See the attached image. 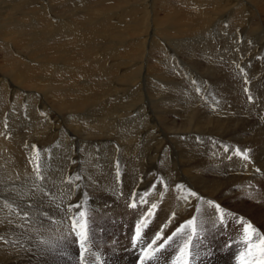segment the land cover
<instances>
[{
    "label": "bare ground",
    "instance_id": "obj_1",
    "mask_svg": "<svg viewBox=\"0 0 264 264\" xmlns=\"http://www.w3.org/2000/svg\"><path fill=\"white\" fill-rule=\"evenodd\" d=\"M93 1H94V3H93L94 9L92 11L94 13H96V15L101 14L102 12L105 11L104 16L101 19L99 18V20L96 19L97 21H92V25H94L93 28H91L92 27L91 24H90L91 25L90 28L89 27L85 28L82 25V24H85L83 21L86 20L88 22L89 20H91L90 18L93 17V16H91L92 11L90 12V10L92 9L90 3ZM133 1H135V3ZM77 2H79L81 4V6L84 8H86L85 5H87V6L89 5L91 7V9L90 8H89L90 10L85 9V11H83V14H81L78 17H74L73 20H65V21L63 20V21L56 23L55 26L60 31V35H58V36H60L59 39L58 40L57 39L56 40L48 39L47 40L48 46L44 45V47L46 49H51L53 54L58 53L59 51L61 52V50L63 51V48L65 49L66 47H69L71 45L73 46L74 51H75L74 54L72 55L69 52V54H71L72 56L68 55V58L66 59V61H64L65 64L62 67H57V66L51 65L52 66V67H50L51 70H49V66L45 65L46 70L45 69L39 70L38 64H36V63L32 64V62H31V64L28 63V64H25V66L23 65V69L22 68L18 69L19 68L18 64L12 65V63L8 64V63L0 62V67L3 70H7L9 73L12 74L11 80H6L4 78L0 79V109H2L4 104L7 103V105H8V103H9V104H12V107H13L12 110L14 111L15 110L14 106L20 104L21 100L24 98H26L25 99L26 101L23 100V102H25L26 105L23 103L24 104L23 106H26V107L29 106L30 109L31 108L33 109L35 107V105L37 104V102H39V98H40L39 95H43L44 98H45V96H47V97L49 96L48 98L54 104V107H56V109H57L56 110L58 113L57 116L61 117V114L64 113V111H67L70 116L72 115L74 117L77 115V112L79 115H83L85 112L89 113L90 111H92V110L86 108L87 104L89 102L94 101V100L95 101L100 100L102 98L101 96H103L104 98H107L109 95L117 96L114 94H117V93L121 94L118 97H115V98L113 97L116 100L118 99L117 101H115V104H112L114 102H111L110 100L109 101L107 100V101H108V103L111 102V103H109L111 105L103 103V106H104L103 110L106 112L105 113H103V111H102V113L100 112V114L97 116V120L95 121L94 124H92L90 122L91 123L90 126L84 127L82 129H80L81 126L78 127L79 124H76L74 126H72V125L70 126V128L72 130L80 129L81 130L80 134L82 131H86V132H84L83 136H81L79 134V136H81V137H79L78 135H75L72 133H71L72 135H70V134L62 135V132H61L59 140H58V144H59V146L61 145V148H58L56 145L52 146V148L49 150L50 154L46 153L45 151H42V150L39 151L40 152V154H39V153L31 152V151H28L25 149L24 150L26 151V153H24V151H21V148L19 146L11 143L10 142L11 140H8V139L6 140V138H4V136H2L1 132H2V126L3 125L0 122V147H2V146L4 147V148L0 149V166L1 167L3 166L2 171L4 173L7 172V174L5 173L6 175L14 176V177H15L14 171H16V173L18 174V176H16V177L21 176L20 178H21V181H23V182L26 179L25 178L26 175H28L32 179V181L33 180H34V182L37 181L36 184H34V187L32 186L33 190L31 193L36 198L35 199V202L37 204L36 208L40 207V209H42L44 207L45 209L42 211H45L47 206L52 207V205L55 206L58 203L57 204L58 207H56V208H57L58 213H60L59 216H57V215H56L57 217L52 216V218H49V219H46L45 216L43 217L44 222L43 221L42 222L44 224H42V225L47 226L48 229H47V231L45 230L46 232L44 233L43 243L41 246L39 245L40 248H38L39 246H37V244L33 243L34 246L31 245L32 247H34L31 250L32 253L29 254V257L31 259V264H134V261L136 259L132 255L133 253L131 251H135V252L137 251L138 252L137 255H139L140 264H184L185 259H188L189 264H242L243 260H246L248 257V255H242V254L247 253L249 251V248L243 249L241 251H236L235 248H233V247H232L233 249H230L228 247H226V249H224V246L220 242H218L216 246L215 245H213V246L209 245V247L206 248V246H203V244L201 242H199V244L196 243V244H198L199 248L198 249L195 248V252L193 251L194 248L192 249L193 244L190 245V251H191L190 257H186L182 252H181L182 256L180 257V250L176 249L174 247V244L178 243V242L179 243L183 242V244H184L183 249H184L186 245H188L189 243H192L194 241V235H195L194 232L197 229L193 232V230H191L192 224H188V221L193 220V217L195 214V213H193V210L195 209L194 207L201 206L204 208L205 207L204 205L208 204L206 206L208 208V206L210 204V203H208L209 201L217 202L216 204H218V202L219 201L222 202L224 198L230 199V198H232V196L234 194L241 193L244 190L246 191V189H249L251 187V185H253V184H254V187H256V188H257V186H255L256 184L257 185L259 184V186H261L262 181H260V180L262 178H264V169L259 168L260 166H258L257 163L258 162L260 163V161H261L260 158L258 157V155H261V154L264 155V142L263 141H262V143L260 142V145L258 143L259 150H261V151L258 150V151L253 152V150L248 149V146H250L251 143L254 144L255 142L260 141V140H258L259 137H261V136L264 137V120H261V119H259L258 121L250 120V121H253L252 124L257 125L255 127L254 132L251 135L244 134V133L240 132L241 134L239 133L240 136H239L238 140L240 143L243 144V146L240 149H235L236 152L235 151L234 152L229 151L230 156L233 155L236 159L235 161L238 162V164L236 163V168H234L235 173H232V168L229 165V163L225 164V161H224V163H221L222 160L220 163H216L215 159L217 157L215 156V154L217 153V151H214V150L213 151L206 150V151H204L205 153H202V154L197 153L195 155H191V154H186L187 152L185 153V152L179 151L177 149H172V150L170 149V152H172L173 155H172V159H170L171 165L169 166V164H170L169 156H168L169 155L168 154L169 149L168 150L164 149L162 151L158 150V146L164 142V139H168L170 141V143L172 144L171 145L172 148H174L175 146L177 147V145L179 143V140H177V139H179L177 137L180 136L179 133H181L183 131L188 132L191 130V128L193 130L197 131L199 129V125H202L205 127L203 130L210 131L212 129V130H214V132H216L215 130L222 129L224 126L229 125L230 123H228V122H230L232 120H230V119L220 120L221 118L220 119H212V117L209 115H199L198 114L199 110L197 111V110L193 109V107L191 108V105H189L187 103L186 104L189 108L186 105H184V106L179 105V107L178 106L176 107V105H178L179 103L178 104L176 103L175 98L172 101L173 103H171L172 98L170 97V100L167 101V99L165 100V97H164L165 95L163 97L161 96L160 99H154L153 97H157V96L162 94L161 92H163V91H161L162 89H159V88L156 89V87H155V89L154 88L152 89L151 87H149L150 91H148L147 89H144L145 95L140 91H141V83L143 81L144 76L147 75L149 73V71H153V72L156 71V70H151V69H153V66H151L148 58L150 56H153L154 53L156 51H158L157 50L158 47L162 48V52L160 54H164L165 48H166V50L168 48V46H166L167 43H165V42H168L170 39H179V38L185 37L188 34L196 33L197 27L202 26V23L206 22V19L208 20L209 19L208 17L210 15H212L211 13H213V12H217L216 14H220L218 11H222V10H225L228 8L229 9L235 8L233 10V12H230L231 14L233 13L232 16L230 14V16L232 18L231 21H233V23H232L233 26L237 25L240 22L242 23V18L243 19L245 18V21H249V23L253 21V24H255L254 26H257L256 31H254V32H257V30H258V31H262V33L264 34V29H263L264 25H262L264 22V17L261 18L262 15L264 16V0H251V1L250 0H97V1L91 0V2H89L88 0H80V1L74 0L73 4L77 3ZM130 2H133V4ZM246 2L249 5V7L243 6L242 3H246ZM1 3L3 4L4 2H1ZM87 3H89V4H87ZM122 3H126L125 5L128 4V9L126 11H125V9H122L123 7L121 9L119 8V11H117V10L113 11L114 8L118 7ZM181 6L191 7V9L194 8L196 10V12L194 14L192 13L191 15L185 16L184 12H182ZM125 7L127 8V6H125ZM158 9L162 10V12H164V14L162 13L163 16L157 15V13H159V12H156ZM0 10H2V9H0ZM186 11H187V9H186ZM226 11H228V10H226ZM226 11H225V13H226ZM97 12H101V13L97 14ZM187 14H189V13H187ZM34 15L36 17V20L34 22L35 23L34 28L40 27L41 29L46 30V28L50 27V23L52 22L53 18L51 16H49V14H46L44 11H42V12L35 11ZM5 16L6 15H4V17ZM23 18L25 19V17H23ZM54 20L52 23H54ZM4 23L5 24L1 23V26H0V41L2 38L4 40H7V41L10 38L13 41H15V45L20 46V47H26V45H28V44H23V41H27V40L33 41L34 40V35H32L33 36L32 39H30L31 37L26 38V36H24V35H27V33L23 29L25 26V23L23 21L15 19L12 22V25H10V26L8 24H11V21L4 22ZM89 23H91V22H89ZM241 26H240V28L242 29L244 26L243 27H241ZM53 27H54V25H53ZM29 29L30 28H27L26 30H29ZM37 29L39 30V28H37ZM49 30H51V29L49 28ZM119 30H121V31L118 32ZM250 31H252V30H250ZM42 32H43V30L36 31L35 35L42 33ZM52 32H54V31L52 30ZM29 33H31V32H29ZM106 34H109V35H106ZM122 34L129 36V41L120 43L119 47L116 48L114 51H112V50L106 51L105 53H103L101 58L99 57V59L93 60L94 62L92 61V63L90 65H89V63L87 66L83 64L85 61H88V60L90 61L89 56L91 54H94V52L98 48V47L96 48V42H95L96 38L98 39V37L99 38L101 37V39L102 38L104 39V37H110V36L115 37L117 35H122ZM160 34H162V35L164 34V36L162 37ZM155 35L160 40L165 41L164 44H163V42H162V44H160L161 42L157 41V39L156 40L153 39L154 37L156 38ZM28 36H31V35H28ZM55 38H53V39H55ZM187 38H188V36H187ZM193 39H194V36H193ZM3 42L5 43V41H3ZM1 44H3V43H0V45ZM33 45H34V43H33ZM4 47H5L4 45L0 46V51L3 50L2 48H4ZM12 47H14V48H8V46H7L8 49L5 48V50H6L5 52L7 54V55L5 54V56L9 57V54H10V55H12V57L17 56L19 58L21 55L20 52L18 51L19 47L17 48L16 46H13V45H12ZM106 47H107V45H106ZM154 50H155V52H154ZM212 50H213V47H212L211 51ZM43 53H45V52H43ZM45 54L47 55V52ZM108 55L110 57H112L113 64L110 62L112 66H110L109 69L101 70L100 66L102 63H104V59ZM247 55H249V54H247ZM124 56H125V58H124ZM44 57H45V55H44ZM153 57H155V56H153ZM106 58H109V57H106ZM45 60H46V57H45ZM109 60H111V58ZM153 60L151 59V61H153ZM160 62H162V61H160ZM213 63H214V61H213ZM120 66L124 67V70H118V68H120ZM160 66H163V64ZM47 67H48V69H47ZM160 69H159V71H160L159 73H161L162 75L165 74L163 72V70H160ZM46 71H48L49 73L48 74L44 73ZM210 75L214 76V74L212 72L210 73ZM82 76L83 77L85 76V78L87 77L89 79L86 80L84 78V80H86V81H78V79H80V77H82ZM166 76L168 77L167 74H165V76H163V77L166 78ZM0 77H2V76H0ZM221 78H223V77L221 76ZM103 79L106 80L107 82H109L111 80L115 81V82L118 81V84H119V86L117 85L118 87L117 86L111 87L112 89H110V91H108L106 93V94H109V95H107V97L104 96V93L106 91V90L104 91L105 86L102 89L101 88L102 85L100 84V83H103L101 81ZM146 79H147V77H146ZM88 80H91L92 82H90ZM97 81H98V83H97ZM169 81L171 82V80H169ZM73 82H76L75 85L72 84ZM68 83H71L74 86H72L70 84V87L66 86L67 88L61 89V88H63L62 85H66ZM83 87H86V88L82 89ZM166 88H167V86H166ZM66 90L67 91L70 90L68 92L67 96L69 94L71 96L64 99L61 97V95L65 94ZM101 92H102V94H101ZM114 99H113V101H114ZM161 101L163 103L165 101V102H168L171 104H176V105H172V106L175 108H178L179 110H181V112L179 110H176V109H174L176 111H170L173 109L171 106H169V108H168L169 111L174 113L175 116L173 118H169L171 116V114H170L169 117H166L165 114H169V113H166L165 111H163V109L160 108L159 102H161ZM137 103H139V104H137ZM145 103L148 105H152L153 107L152 106L147 107L146 105H144ZM98 104H96V105H98ZM99 105L101 107L102 104H99ZM217 105L220 106L221 102H219ZM180 106H182L183 109H181ZM40 107L41 106H39L38 108H40ZM90 107L93 108V106H90ZM119 107L127 108L128 110H130L131 108L133 109V107L136 108V111L138 110L137 115H139V118H141L142 121L144 120V117L142 115V113H144L143 111H145V110L150 111L148 114V118L146 117L147 119H145V123H149L153 128L157 129L156 132L158 133L159 136L155 138L151 135L149 136L148 135V134H150L149 132H147L148 133L147 135H145L146 134L145 133L144 134L145 136H143L144 139L141 140L142 141L141 143L143 145V146H141L142 147V150H141V148H140L141 144H140L139 140L137 139L138 138L137 134H136L137 132H135V133L133 132V134L131 136H126V134H125L123 138L120 137V141H122L121 144H123V145L118 146L121 150L124 149V151H123V153L118 152L119 149L116 145L114 146L113 144L108 142V140L106 142V140H103L100 136H102L104 134L106 135V133L111 132V128L109 127L110 126L109 125L110 120L111 119H113V120L117 119L120 112L124 111L123 109H120ZM118 108L120 110H118ZM186 108H188V109L186 110ZM53 109H55V108H53ZM136 111H135V113H136ZM182 112L187 113L188 116L186 115L187 117H185L184 119L178 120V118L180 116L183 117L184 114ZM17 115H18V113H17ZM28 116H29V114H28ZM83 116L81 117L82 119H83ZM88 116H87V118L84 117V118H86L84 120L87 122L89 119ZM47 117H50V116H47ZM128 117H129V115H128ZM79 119H80V117H79ZM74 120H75V118H74ZM200 120H206L209 123H210V121H213V123L203 124L200 122ZM56 121L53 120V123H51L52 125L50 126V128H55L57 126ZM67 121H66V123H67ZM250 121H248V122H250ZM68 122L70 125V120ZM20 123H21V121L19 122V124ZM66 123H64V124H66ZM79 123H81V122H79ZM145 123H143V124H145ZM32 125H34V123ZM69 125H67V126L69 127ZM135 125H136V122H135ZM161 125L166 129V131L174 132V133H171L170 137L168 138L167 132L162 131V129L160 127ZM75 126L77 128H75ZM252 126L254 127V125H252ZM68 127L63 128V126H62V129H64V130L66 129V131L68 132L69 131ZM238 127H239L238 123H236L233 126V129L234 128L237 129ZM39 128L40 127H38V129ZM144 128H151V127H149L148 124H145ZM140 129H141V127H140ZM252 129H254V128H252ZM252 129H251V131H252ZM46 130L48 131V129H46ZM90 130H92L93 132H90ZM147 130L148 129H146V131ZM220 131H222V130H220ZM152 132H153V130H152ZM34 133L36 134L37 132L35 131ZM43 133H41V134H43ZM78 133H79V131H78ZM216 133L218 134V132H216ZM229 134H231V133H229ZM239 134H237V135H239ZM37 135H40V134L37 133ZM187 135H189V134L187 133ZM138 136H140V134ZM149 138H150V140L153 141V144L151 147L153 148V146H156V147H154V149H155L154 153L160 152L159 159H162V162L165 164L166 167H163V165H162V168H160V169H153L154 167L149 168V165H150L149 161L151 160V158H153L154 153H150L149 151H145L143 149L144 146L148 143L147 140ZM98 139H102V140H98ZM262 139H264V138H262ZM97 142L99 144H101V146L104 144L105 148H101L102 156L108 162L105 163L104 165L96 166L95 168H92L89 171H87L84 168L83 163L81 165V163L79 161V160H81V156L79 155V146L81 145V143H83V147H85L86 145H89L90 143H94V145L92 144V145L88 146L89 149L92 151L93 147L95 148V145L98 144ZM126 142H128V143H126ZM113 143H115V141ZM4 145H6V146H4ZM151 147H150V149H151ZM59 149H62V150H59ZM237 150H239V153L246 152L247 153V159H245L243 157V155L238 154ZM30 152H31L32 157L30 155ZM231 152L233 154H231ZM33 155L41 163V165H42V162H44V160H47L46 158H48V160L51 164L49 166V168L43 169L44 168L43 166H42L43 168L42 167L39 168V177L37 176V170H36V165H37L38 161H35L36 159L33 158ZM63 156H64V158H63ZM180 156H181V158H179ZM119 158H123L124 162L120 161ZM218 158H220V157H218ZM154 160H155V158H154ZM165 160L167 163L164 162ZM77 161H79L78 164L80 163L79 167L78 166L75 167ZM148 163H149V165H148ZM158 164L157 165L160 166V163H158ZM238 165L240 167H243V168H240ZM261 166L264 167V164L261 163ZM246 167H250L251 173H252V171L254 172L256 170L259 171L260 175H262L261 178L260 177L256 178L254 175H252L251 177L248 176L250 178L244 177L243 174L245 173V170H247ZM75 168L77 170H80V174L78 175L77 183L74 186H71L70 184H73L76 182ZM250 170L249 171L247 170L248 173L250 172ZM241 171L243 173H241ZM83 172H89V176L91 178H93V180L91 181V183L89 185L84 184L86 182L85 179L82 181V177H83L82 173ZM163 175L166 176L167 179H164ZM255 175H257V174H255ZM41 176L45 177L43 179L44 180L43 184H41V182H40ZM4 178H6V177H4ZM23 182H22V185H24ZM14 185L15 184H13V186ZM65 185H68L66 187V191H71V193L65 192L66 194L64 195L65 197L63 198L65 200V205H64V204L56 201L55 198L60 195V193H61L60 189L64 188ZM251 189H252V187H251ZM24 192H26V189L24 190ZM193 192L196 193L195 196L191 195V193H193ZM143 196H145V197H143ZM238 196H236V197H238ZM242 196H243V193H242ZM262 196H264V195H262ZM62 197H63V195H61V198ZM105 198H108V202L114 201V200H116V201L120 200V203L117 206L115 205L113 207H109V208L104 209V210H100L99 208H101V207H98L99 210L96 212H93L91 214L92 218H91V216L89 218V213H87L86 211L85 212L83 211L85 214L87 213V215H85V218H83V219L79 216V213L76 214L75 216L73 215L74 217L70 216L74 212V211H72V210H74V207L68 206V204H70V202L80 203L82 200H86L84 202L85 206H87V205L107 206L108 202H106ZM133 198H134V200H133ZM139 198H141V200L146 198L147 202L145 200L139 202ZM29 202H30V200H29ZM129 202L131 204L133 202H135L136 208L131 207L130 206L131 204ZM59 205L65 206L64 209L62 206L59 207ZM153 205H156V207L153 208ZM211 206L212 205L210 204V207ZM230 207H231V205H230ZM15 208H17V207H15ZM25 208L26 207L24 206V209ZM212 208H214V206ZM19 210H22V209H19ZM63 210H64V212H63ZM204 210H206V209H204ZM212 210H214V209H212ZM247 210H248V208H247ZM23 211H25V210H23ZM47 211H48V209H47ZM126 211L127 212L128 211L133 212L134 218H132V219H133L134 225H132L131 227L126 229V231H128V237L122 243L119 244L118 248H116L114 251H109V249L106 250L105 244L103 245L102 242L97 243L93 240L90 233L93 230L96 231L100 227V225L104 222L105 219H108V218L110 219V217H113V216L120 217L122 215H123V217L125 216L124 218H126V216L128 215V213H126ZM201 211H202V209L200 210L199 213H201ZM207 211H208V209H207ZM245 211H246V209H245ZM257 212H259V211L252 212V210H251V212H249V213L254 215L255 217L256 216L258 217L259 215L257 214ZM212 214H214V213H212ZM94 215H96V216H94ZM111 215H113V216H111ZM214 215L217 216L216 214H214ZM212 217L210 218V216H209L208 218H210V219H207V217H205V220L206 219L208 221L212 220L213 219ZM19 218L20 217H18V219ZM34 218H36V217H34ZM197 218L198 217H196L195 219H197ZM201 218H204V217H201ZM220 218H221V215H220ZM74 219L78 222L81 221L82 223L86 221V229H82V230L84 231V233L89 232L88 242L85 239L82 240V238H80L79 236L77 237V232L79 231V229L77 227H75V228L73 227V220ZM199 219L200 218H198V220ZM36 220H38V219H36ZM200 220L203 221L204 219L203 220L200 219ZM127 221H130V220L128 219ZM105 222H108V221L105 220ZM198 222L201 223L200 221H198ZM198 222L195 224H199ZM36 223H39V221ZM89 223L91 224L90 231H88V226H89L88 224ZM236 223H237V220H236ZM258 223L259 224L255 223V225H257V227H256L257 233L259 234V237L264 238V219L259 220ZM209 224H211V223H209ZM31 225H30V227H31ZM33 225H34V223H33ZM38 225H36V226L38 227ZM95 225H97L98 228ZM199 226L200 225H198V226L196 225V227H199ZM204 226L205 225H203V228H204ZM207 226H208V224L206 225V227ZM210 226L212 227L213 225H210ZM210 226H209V229H210ZM138 227L140 229L139 236H137ZM16 228H18V227H16ZM22 228H23V226H22ZM200 228H202V227H200ZM205 228H204L203 232L205 231V233H206V230L208 228H206V229ZM237 228L239 229V226ZM178 229L180 230L179 232L177 231ZM192 229H193V227H192ZM39 230H40V228H39ZM43 232H44V230H43ZM201 232H202V230H201ZM36 233L37 232H35L33 234H36ZM210 233H208V234H210ZM221 234H222V232H221ZM205 235H204V237H206V238L208 236L209 237L211 236V235H206V236ZM27 236L29 237V235H27ZM66 236L70 237L71 242H70L69 246L67 247V249H64L63 248L64 246L62 247L61 245H59L58 241H63ZM119 236H120V234H119ZM190 236H191V241L189 242ZM69 237H68V239H69ZM169 237H171V239H169ZM195 237H196V235H195ZM38 238H39V236H38ZM77 239L78 240L80 239L82 241V244H83V248L80 245L79 251L76 247L77 243L75 240H77ZM109 239H112V238H109ZM203 240H205V238H203ZM45 241H47L48 243H44ZM35 242H36V240H35ZM194 242H197V241H194ZM203 242H205V241H203ZM78 243H79V241H78ZM89 243H90V245L88 246ZM19 244H21V243H19ZM66 244H68V243H66ZM244 245L247 246L246 243H244ZM163 246H165V249L158 250L160 247H163ZM212 247H214V248L212 249ZM89 249H92L93 252L90 251L89 254L87 256H85V254H87L86 253L87 250H89ZM28 250H30V249L28 248ZM227 250H228V252L226 254L225 251H227ZM254 250H255V248H252V253H254ZM230 251L231 252L234 251V252L231 253ZM235 252H237V254H234ZM2 254H3L2 256H4L5 253H2ZM146 254L150 255L151 258L145 259ZM63 256H67V257L70 256L71 259L65 260V259H63ZM27 263H28V261H27Z\"/></svg>",
    "mask_w": 264,
    "mask_h": 264
},
{
    "label": "rangeland",
    "instance_id": "obj_2",
    "mask_svg": "<svg viewBox=\"0 0 264 264\" xmlns=\"http://www.w3.org/2000/svg\"><path fill=\"white\" fill-rule=\"evenodd\" d=\"M71 1L70 0H0V3L4 2L3 4L2 3L0 4V9L3 10V11L0 10V26H1V23L5 24L4 22L11 21V24H8L10 26V25H12V22L15 19H17V20L23 21L25 23V26L23 29L27 33V35H24V36H26V38L31 37L30 39H32V37H33L32 35H34L33 41H30V40L23 41V44H28V45H26V47H20V46L15 45V41H13L10 38L8 39V41L4 40L2 38L0 43H3V44H1L0 46L4 45L5 47L2 48L3 50L0 51V62L8 63V64L12 63V65L18 64L19 65L18 69H21V68L23 69V65L25 66V64H28V63L31 64V62H32V64H34V63L38 64L39 70L45 69V65L49 66V70H51L50 67H52V66L62 67L65 64L64 61H66V59L68 58V55L72 56L75 51H74L73 46L71 45L69 47H66L65 48L66 50L63 48V51L61 50V52L59 51L58 53L53 54L51 49H46L44 47V45L48 46V44H47L48 39H50V40H56L57 39L58 40L60 37V36H58V35H60V31L55 26V24L60 22V21H63V20L64 21L65 20H73L74 17H78L81 14H83V11H85V9L90 10L92 7L90 12L94 9V4H93L94 1L91 2V0H88L89 2H91L90 3L91 7L89 5L88 6L85 5L86 8L82 7L79 2L73 4L74 0H71ZM77 1H80V0H77ZM133 2L135 3V1H133ZM133 2H130V3L133 4ZM87 4H89V3H87ZM122 4L119 5L118 7L114 8L113 11L114 10L119 11V8L121 9L122 7H123L122 9H125V11H126L128 9V4L127 5H125L126 3H122ZM242 4L245 7H249L247 2L242 3ZM125 6H127V8ZM181 8H182V12H184L185 16L191 15L192 13L194 14L196 12V10L194 8L191 9V7L181 6ZM186 9L188 12L186 11ZM234 9L228 8V9H225L222 11H218L221 15L216 14L217 12L211 13L212 15H210L208 17L209 19L208 20L206 19V22H203L202 26L197 27L196 33H191L192 35L188 34L183 38L170 39L168 42L160 40L156 35H155L156 38L155 37L153 38V39H155V40L157 39V41L161 42L160 44H162V42H163V44H164V42L167 43L166 46H168V48H167V50L165 48L164 54H160L162 52V48L158 47L157 50L159 52L156 51L157 52L156 53L154 50L155 53L153 56H155V57L150 56L149 57L150 59L148 58L151 66H153V69H151V70H156V71L155 72L149 71V73L147 74L149 77L147 75L144 76L143 81L141 83V91L140 92H142L145 95L144 89H147L148 91H150L149 87H151L152 89L153 88L155 89V87H156V89H158V88L162 89L161 91H163V92H161L162 93L161 95H159L157 97H153L154 99H160L161 96L163 97L165 95L164 96L165 100L167 99V101H169L170 97H171L172 98L171 103H173L172 101L175 98L176 103L177 104L179 103L178 105L171 104V103H168L165 101H164V103L162 101L159 102L160 108L163 109V111H165L166 113H169V114H165L166 117H169V115L171 114V116L169 118H173L175 116V114L170 112V111L179 110L178 108H175L172 105H176V107L177 106L179 107V105H183V106L186 105L187 106V104H189V105H191V108L193 107V109H195L197 111L199 110L198 111L199 115H209L212 117V119H220L221 118L220 120H222V119L232 120V121L228 122V123H230L229 124L230 126L226 125L222 129L215 130L216 132H218V134L216 132H214V130H212V129L210 131L203 130L205 127L202 125H199V129H198L199 131L198 130L195 131L191 128V130L189 129L190 131H188V132L183 131L184 133L183 132L179 133L180 136L177 137V138H179V139H177V140H179V143L177 145L178 148L176 146L174 148H172V146H171L172 144L170 143V141L168 139H164V142L158 146V150L162 151L164 149H167V150L169 149V152H168L169 162H170L169 166L171 165L170 159H172V155H173L172 152H170V149L171 150L177 149V150L183 151L185 153L187 152L186 154H191V155H195L197 153L202 154V153H205L204 151H206V150H211V151L214 150V151H217V153L215 154V156L217 157L215 159L216 163H220L221 160H222L221 163H224V161H225V164L229 163V165L232 168V173H235L234 168H236V163L238 164V162L235 161L236 159L233 155L230 156L229 151H232V152L235 151L236 152L235 149H240L243 146V144L240 143L238 140L241 133L251 135L254 132L255 127L257 125L252 124L253 121H250V120H256V121H258L259 119L264 120V42H263L264 41V39H263L264 34L262 33V31H258V30H257V32H254V31H256L257 26H254L255 24H253V21L250 23H249V21H245V18L244 19L242 18V23L240 22L237 25L233 26V24H232L233 21H231V19H232L231 16L233 13L231 14L230 12H233ZM226 10H228V11L230 10V11L228 12ZM35 11H38V12L44 11L46 14H49V16H51L53 18L52 22L55 19L54 23L51 22L52 24L50 23V27L46 28V30L41 29L40 27L34 28V25H35L34 22L36 20V17L34 15ZM225 11H226V13H225ZM104 12H102V13L97 12V14L98 13H101V14L96 15V13H94L92 11L91 16H93V17L90 18L91 20H89L88 22L86 20H84L83 22L85 24H82L83 27H85V28L89 27L90 28V26L92 25V21H97V20H99V18L101 19L104 16ZM156 12H159V13H157L158 16H163V14H164V12H162V10H159V9ZM187 13H189V14H187ZM230 14H231V16H230ZM4 15H6L5 16L6 18L4 17ZM23 17H25V19ZM263 17L264 16L262 15L261 18H263ZM89 22H91V23H89ZM53 25H54V27H53ZM262 25H264V22ZM93 26L94 25H92L91 28H93ZM240 26L241 27L244 26V27L241 29ZM27 28H30L31 30L30 29L26 30ZM37 28H39V30ZM49 28L51 30H49ZM263 29H264V27H263ZM40 30H43V32L35 35L36 31H40ZM52 30L54 32H52ZM250 30H252V31H250ZM120 31L121 30H119L118 32H120ZM29 32H31V33H29ZM28 35H31V36H28ZM106 35H109V34H106ZM160 35L162 37L164 36V34L163 35L160 34ZM187 36H188V38H187ZM193 36H194V39H193ZM53 38H55V39H53ZM3 41H5V43ZM126 41H129V36H126L123 34L117 35L115 37L114 36L104 37V39L103 38L101 39V37L100 38L98 37V39L96 38V41H95L96 42V48L97 47L98 48L96 49L94 54H91L89 56L90 61L89 60L85 61L83 64L87 66L89 63V65H90L93 60L99 59V57L101 58L103 53H105L106 51H109V50L114 51L116 48L119 47L120 43L126 42ZM33 43H34V45H33ZM12 45L16 46L17 48L19 47L18 51L21 54L20 55L21 58L20 57L18 58L17 56L12 57V55H10V54H9V57L5 56V54H6L5 48H7V46H8V48H14V47H12ZM106 45H107V47H106ZM212 47H213V50L211 51ZM43 52H45V53L47 52V55ZM69 52L72 55L69 54ZM247 54H249V55H247ZM44 55L46 57V60H45ZM106 57H109V58H106ZM106 57L104 59L105 64L102 63L100 66L101 70L109 69V67L112 66L111 63L113 64L112 57H110L109 55ZM110 58H111V60H109ZM124 58H125V56H124ZM151 59L152 60L154 59V60L151 61ZM160 61H162V62H160ZM213 61H214V63H213ZM162 64H163V66H160ZM47 69H48V67H47ZM159 69L163 70V72L165 74H167L168 77L167 76H166V78L163 77V76H165V74L162 75L161 73H159L160 72ZM118 70H124V67L120 66V68H118ZM211 72L214 74V76L210 75ZM44 73L48 74L49 72L46 71ZM11 75L12 74L9 73L7 70H3L0 67V76H2V77H0V79L4 78L6 80H11ZM221 76L223 78H221ZM82 77H80V79H78V81H86L87 79H89L87 77L85 78V76L83 78ZM146 77H147V79H146ZM84 78L86 80H84ZM169 80H171V82ZM88 81L92 82L91 80H88ZM101 81L104 83V84L100 83L102 85L101 88L103 89L104 86L106 88V89L104 88V91L106 90L104 93L105 97H107V95H109L106 93L108 91H110V89H112L111 88L112 86H117V85L119 86L118 81L115 82V81L111 80V81L107 82L104 79ZM75 83L76 82H73L72 84L75 85ZM97 83H98V81H97ZM70 84L71 83H68L66 85H62L63 88H61V89H65L67 87H70ZM74 85H72V86H74ZM166 86H167V88H166ZM84 88H86V87H83L82 89H84ZM69 91L70 90H68V91L66 90V93L61 95V97L64 99L67 97H70L71 96L70 94L67 96ZM101 94H102V92H101ZM114 95H117V96L109 95L107 98H104L103 96H101L102 98L100 100H97V101L94 100L92 102H89L87 104L86 108L90 109L92 111H90L89 113L85 112L86 114L84 113L85 114V115L83 114L84 116L79 115L77 112V115L74 117L72 115L70 116L67 111H64V113L61 114V117L57 116V114H58L56 111L57 109H56V107H54V104L48 98L49 96L48 97L45 96V98H46L45 99L43 95H39L40 96L39 102H37V104L33 108L34 110L32 108L30 109L28 105H27L28 107L23 106L24 104L26 105V103L23 102V100L26 101L25 100L26 98L22 99L20 104L14 106V108H15L14 111L12 110V108H13L12 104L8 103V105H7V103H6V104H4L2 109H0V122L3 125L1 134H2V136H4V138H6V140L7 139L11 140L10 141L11 143L19 146L21 148V151H24V153H26L25 150H28V151L36 152V153L40 154L39 151L42 150V151H45L46 153L50 154L49 150L52 148V146L56 145L58 148H61V145L59 146V144H58V140H59L61 132H62V135L75 134V135L79 136L80 131H81L80 129L90 126L91 123L94 124L95 121L97 120V116L100 114V112L101 113H102V111H103V113L106 112L103 110V108H104L103 103L111 105L109 103L114 102L112 104H115V101H117L118 99L116 100L114 98L120 96L121 94L117 93ZM249 96L252 97L251 100L249 99ZM113 99H114V101H113ZM107 100L108 101L110 100L111 102L108 103ZM219 102H221L220 106L217 105ZM98 103L102 104L101 105L102 108L100 107V105ZM96 104H98V105H96ZM137 104H139V103H137ZM144 105H146L147 107L152 106V105H148L146 103ZM39 106H41V107L38 108ZM90 106H93V108ZM169 106H171L173 110L169 111V109H168ZM180 107H181V109H183L182 106H180ZM53 108H55V109H53ZM119 108L123 109L124 111L120 112V114H119L120 116L118 115L117 119H114V120L111 119L110 120V122H109L110 126L109 127L111 128V132L106 133V135L104 134V135L100 136L103 140H106V142L108 140V142H110L114 146L116 145L118 147L119 145L120 146L123 145V144H121L122 141H120V137L123 138L125 134H126V136H131L133 134V132L134 133L137 132L136 133L137 137H138L137 139L139 140V142L141 144L140 148L142 150L141 146H143V145L141 143L142 142L141 140L144 139L143 136L148 134L147 132L150 133V134H148L149 136L151 135L155 138L159 136L158 133L156 132L157 129L153 128L149 123H145V119L148 118V114L150 111H148V110H147L148 112L146 110L143 111L144 113H142V115L144 117V120L142 121L141 118H139V115H137L138 110L136 111V108L133 107V109L131 108L130 110H128L127 108H121V107H119ZM119 108H118V110H120ZM188 108H186V110ZM174 109H176V110H174ZM135 111H136V113H135ZM179 111L181 112V110H179ZM17 113H18V115H17ZM182 113L184 114V115L182 114L183 117L180 116L181 118L179 117L178 120L184 119L185 117L188 116L187 113H184V112H182ZM28 114H29V116H28ZM128 115H129V117H128ZM47 116H50V117H47ZM78 116L80 117V119ZM82 116H83V119L81 118ZM87 116L89 118L88 119L89 123L84 120L87 118ZM84 117H86V118H84ZM74 118H75V120H74ZM18 119L21 121L20 124H19L20 121ZM66 119L68 121L70 120V125ZM53 120H55V121L57 120L56 121L57 126L55 128H50V126L52 125L51 123H53ZM66 121H67V123H66ZM248 121H250V122H248ZM79 122H81V123H79ZM135 122H136V125H135ZM200 122L203 124L213 123V121H210V123H209L206 120H200ZM33 123L35 126L32 125ZM64 123L69 125V127ZM143 123L148 124L149 127H151V128H144L145 124H143ZM236 123H238L239 127L237 129L234 128L235 129L234 130L233 126ZM76 124H79L78 127H80V126L81 127H80V129H74L75 130L74 131L70 128V126L71 125L74 126ZM252 125H254V127ZM62 126H63V128L68 127L69 131L67 132L66 129L65 130L62 129ZM38 127H40V128L38 129ZM140 127H141V129H140ZM160 127H161L162 131L167 132L168 138L170 137L171 133H174V132L166 131V129L162 125ZM75 128H77V127L75 126ZM252 128H254V129H252ZM46 129H48V131ZM146 129H148V130L146 131ZM251 129H252V131H251ZM152 130H153V132H152ZM220 130H222V131H220ZM35 131L40 135H37V133L35 134L34 133ZM78 131H79V133H78ZM84 132H86V131H82L80 135L83 136ZM90 132H93V131L90 130ZM41 133H43V134H41ZM187 133L189 135H187ZM229 133H231V134H229ZM139 134H140V136H138ZM237 134H239V135H237ZM81 136H79V137H81ZM261 137L258 138V140H260V141L257 140L258 142H255L254 144L251 143L250 146H248V149L253 150V152L258 151L260 142L261 143H262V141L264 142V139H262L264 137H262V138ZM102 139H98V140H102ZM114 141H115V143H113ZM147 141H148V143L144 146L143 149L145 151H149L150 153H154V150H155L154 147H156V146H153V148L151 147L153 144V141L150 140V138ZM94 143H90L89 145H86L85 146L86 148L83 147V143H81V145L79 146V155L81 156V160H79V161H80L81 165L83 163V166L87 171H89L92 168H95L96 166L104 165L105 163L108 162L102 156L101 148H105L104 144L101 146V144L98 143L97 145H95V148L93 147L92 151L89 149L88 146H90L92 144L94 145ZM126 143H128V142H126ZM258 143H259V145H258ZM4 146H6V145H4ZM150 147H151V149H150ZM1 148H4V147L2 146V147H0V149ZM118 149H119L118 152L123 153L124 149L121 150L119 147H118ZM59 150H62V149H59ZM259 151H261V150H259ZM31 152H30V155H31ZM232 152H231V154H233ZM34 155H33V158L36 159L34 157ZM159 156H160V152L154 153L153 158H151L152 161L151 160L149 161L151 166L148 163L149 168L154 167L153 169H160V168H162V165H163V167H166L165 164L162 162V159H159ZM31 157H32V155H31ZM218 157H220V158H218ZM258 157L260 158L261 161H260V163L258 162L257 164H258V166H260L259 168L264 169V167L261 166V163L264 164V155L261 154V155H258ZM63 158H64V156H63ZM154 158H155V160H154ZM179 158H181V156ZM46 159L47 160H44V162H42V165L37 159L35 160V161H38L37 164L40 165L39 168H41L42 166L44 167V168L42 167L43 169L49 168V166L51 164H50L48 158H46ZM119 159H120V161L124 162L123 158H119ZM79 161L76 162L75 167L80 166V163L78 164ZM164 162L167 163L166 160ZM158 163H160V166H158L159 165ZM240 168H243V167H240ZM246 168L248 171L250 170V167H246ZM2 169H3V166L0 168V171H1L0 172V208H1L0 209V220H1L0 221V264H15V263L16 264H31V259L29 257V254L32 253L31 250L34 248L32 246H34V244H37V246L42 245L43 239H44V233L48 229L47 226L42 225V224H44L43 223L44 222L43 217L45 216L46 219H49V218H52V216H56V215L59 216L60 213H58L57 208H56V207H58L57 206L58 203L57 204L55 203L56 204L55 206H53L51 204L52 207L47 206L45 211H42L45 209L44 207L42 209H40V207L36 208V205H37L35 202L36 198L31 193H32L34 184H36L37 181H35V182H34V180L32 181V179L28 175H26V177H25L26 179L23 182V181H21V178H20L21 176L16 177V176H18L16 171H14V173H15L14 174L15 177H14V176L6 175L7 172H5L6 173L5 174L2 171ZM76 170L77 169L75 168L76 182L73 184H70L71 186H74L77 183L78 175L80 174V170H77V171ZM247 170H245L246 174L245 173L243 174L244 177H248V176L251 177L252 175H254L256 178H258V177L261 178V176H262V175H260V172L257 170H256L257 172L254 171L255 173L253 171L251 173V170L248 173ZM241 173H243V172L241 171ZM255 174H257V175H255ZM82 176H83L82 181L85 179L86 182L84 184H86V185H89L91 183V181L93 180V178H91L89 176V172H83ZM4 177H6V178H4ZM41 177H43V176H41ZM41 177H40V182H41V184H43L44 183L43 179L45 177H43V178H41ZM165 177L166 176L163 175V178L167 179V177L166 178ZM250 177H248V178H250ZM260 181H262L261 186H259V184L258 185L256 184L255 185V186H257V188H256V187H254V184H253V185H251L252 189L250 187L249 189H246V191L244 190L245 192L242 191L241 193L234 194L232 196V198H230V199L224 198L223 201L222 202L219 201L218 204H216L217 202L212 201L211 207H210V204H209L208 208L206 207L208 204L204 205L205 206L204 208L201 206H199L200 208L194 207L195 209L193 210V213H195V214H194L193 220H191V221H194V220L195 221L191 225V230H193V232H194L197 229L194 232L196 235V237L194 235V241H197V242L193 241L192 243H190V245L193 244L192 249L194 248V250H193L194 252H195V248L196 249L199 248L198 247L199 242H201L203 244V246H206V248H208L209 245L210 246H213V245L216 246L218 242H220L224 246V249H226V247H228L230 249L235 248L236 251H241L243 249L249 248L248 245L247 246L244 245V243H246V241H245V228L250 224L256 230V233H257V228H256L257 225H255V223L259 224L258 223L259 220L264 219V200H263L264 196H262V195H264L263 194L264 193V186H263L264 185V178H262ZM22 182L24 185H22ZM13 184H15L16 186L15 185L13 186ZM67 186L68 185H65L64 188H61L60 189V192H61L60 195L55 198L56 201H58L64 205H65V200L63 199L65 197L64 195L68 192L71 193V191H66ZM25 189H26V192H24ZM242 193H243L244 197L242 196ZM61 195H63L62 198H61ZM236 196H238V197H236ZM143 197H145V196H143ZM105 199H106V202H108V198H105ZM29 200H30V202H29ZM133 200H134V198H133ZM144 200L147 202L146 198H144L142 200H141V198H139V202L144 201ZM85 201L86 200H82L80 203L70 202V204H68V206L74 207V210H72L74 212L70 216H73V215L75 216L76 214L80 213L81 211H84V212L86 211L87 213H89V218H90V216L92 218L91 214L93 212H96L99 209L104 210V209H107L109 207H113L115 205L117 206L120 203V200H117V201L114 200V201L108 202V205H107L108 207L107 206H100V205H97V206L87 205V206H85L84 205ZM216 205H219L221 208L219 207V209H216ZM230 205H231V207H230ZM24 206L26 207L25 209H24ZM61 206L62 205H59V207H61ZM213 206H214V208H212ZM15 207H17L18 209ZM62 207L64 209L65 206H62ZM98 207H101V208L98 209ZM211 208L214 210H212ZM247 208H248V210H247ZM19 209H22V210H19ZM47 209H48V211H47ZM199 209L200 210L202 209L201 213H199L200 212ZM204 209H206V210H204ZM207 209L209 212L207 211ZM245 209H246V211H245ZM23 210H25V211H23ZM251 210H252V212L259 211V212H257V214L259 216L255 217L254 215L250 214L249 212H251ZM63 212H64V210H63ZM87 213H86V215H87ZM126 213H128L126 218H124L125 216L123 217V215L120 216L121 218L111 215L113 217H110V219L109 218L105 219L108 222H105V220H104L105 223L103 222L104 224L102 223L99 228L97 227V225H95L98 229L96 231L93 230L90 233L93 240L97 243L102 242L103 245L105 244L106 250L109 249V251H114L116 248H118L119 244L122 243L128 237V231H126V229L131 227L132 225H134V222L132 219V218H134L133 212H130V211L127 212L126 211ZM212 213L216 214L218 217ZM222 213H223V219L220 218V215ZM94 216H96V215H94ZM209 216H210V218L212 217L213 219L208 221L207 219H210V218H208ZM18 217H20V218L18 219ZM34 217H36V218H34ZM196 217H198L202 220L204 219L203 220L204 222L201 221L200 219L198 220V218L195 219ZM201 217H204V218H201ZM205 217H207L206 220H205ZM36 219H38V220H36ZM128 219L130 221H127ZM236 220H237V223H236ZM38 221H39V223H36ZM198 221H200L201 223H199ZM79 222H81V221H79ZM197 222L199 224H195ZM208 222L211 224H209ZM33 223H34V225H33ZM20 224L21 225L23 224L22 225L23 228ZM207 224H208V226L206 227ZM30 225H31V227H30ZM36 225H38V227ZM88 225H89L88 231H90L91 224L89 223ZM196 225L197 226L200 225V226L196 227ZM203 225H205L204 228L205 227L208 228L206 230V233H205V231L203 232V230H204ZM210 225H213V226L211 227ZM209 226H210V229H209ZM238 226H239V229L237 228ZM16 227H18V228H16ZM192 227H193V229H192ZM200 227H202V228H200ZM33 228L34 229L36 228L35 229L36 231ZM39 228L41 231L39 230ZM77 228L79 229V231L77 232V237L79 236L81 238V235H79V234L81 232H84V231L79 227V225L77 226ZM30 229L31 230L33 229V230L31 231ZM43 230H44V232H43ZM201 230H202V232H201ZM32 232L33 233L37 232V233L33 234ZM207 232L208 233L211 232V233L208 234ZM221 232H222V234H221ZM204 233L206 235H211V236L210 237L208 236L206 238V237H204V235H205ZM88 234H89V232H85V235H86L85 240H87V242L89 240ZM119 234H120V236H119ZM27 235H29V237ZM38 236H39V238H38ZM68 237L69 236H66L63 241H58L59 245H61L62 247L64 246L63 247L64 249H67V247L69 246V244L71 242L70 237H69V239H68ZM109 238H112V239H109ZM203 238H205V240H203ZM35 240H36V242H35ZM77 240H75L77 243L76 247L79 251L80 245H82V241L79 239L78 240L79 243H78ZM203 241H205V242H203ZM9 242L10 243L12 242V243L10 244ZM19 243H21V244H19ZM66 243H68V244H66ZM196 243H198V244H196ZM251 243L253 245H258L260 242L256 238V236L253 235ZM89 245H90V243L88 244V246ZM183 245H184L183 242H180V243L178 242V243L174 244V247L176 249L180 250V257L182 256L181 250L184 247ZM40 246L38 248H40ZM28 248L30 250H28ZM213 248L214 247H212V249ZM163 249H165V246L160 247L158 250H163ZM90 251L93 252L92 249H89V250H87V252H86L87 254H85V256H87ZM131 252L133 253L132 255L136 259L134 261V264H139V255H137L138 252L137 251L136 252L131 251ZM225 252L227 254L228 250ZM233 252L234 251H232L231 253H233ZM2 253H5L4 256H2L3 255ZM234 254H237V252H235ZM253 255L255 256L256 261L260 260L261 257H260V254L256 248L254 250ZM63 259L70 260L71 257L70 256L69 257L63 256ZM252 259H253V256L248 255L247 259L243 260V261H251ZM27 261H28V263H27Z\"/></svg>",
    "mask_w": 264,
    "mask_h": 264
},
{
    "label": "snow or ice",
    "instance_id": "obj_3",
    "mask_svg": "<svg viewBox=\"0 0 264 264\" xmlns=\"http://www.w3.org/2000/svg\"><path fill=\"white\" fill-rule=\"evenodd\" d=\"M249 99L251 100L252 97L249 96ZM237 152H238V154L243 155V157H244L245 159H247V153H246V152H244V153H239V150H237ZM36 170H37V176L39 177V164L36 165ZM41 178H42V177H41ZM191 195L195 196L196 193L193 192V193H191ZM208 203L211 204L212 202L209 201ZM130 206H131V207H136L135 202H133ZM155 207H156V205H153V208H155ZM219 207H220L219 205H216V208H217V209H219ZM85 215H86V214H85L83 211H81V212L79 213V216H80L82 219L85 218ZM221 219H223V213L221 214ZM192 223H193V221H188V224H192ZM77 225H79V227H80L81 229H86V221L83 222V223H81V222H78V221H76V220L74 219V220H73V227L75 228V227H77ZM177 231L179 232L180 230L178 229ZM139 232H140V229H139V227H138V229H137V236H139ZM80 235H81L82 240H83V239H86V235H85L84 232H81ZM174 235H175V234H174ZM253 235H255L256 238L260 241V243H259L258 245H253V244L251 243L252 238H253ZM169 239H171V237H169ZM190 241H191V236L189 237V242H190ZM245 241H246L247 245L249 246V251H248L247 253H243L242 255H252V256H253V259H252L251 261H243L242 264H264V238L259 237V234L256 233V230H255L250 224L245 228ZM44 243H48V242L45 241ZM81 247L83 248V244L81 245ZM252 248H256L257 251L259 252L260 257H261L259 261H256L255 256H254L253 253H252ZM181 251H182V253H183L186 257H190V256H191L190 243H189L188 245H186L185 248L182 249ZM82 255H83V254H82ZM150 258H151V256L148 255V254H146L145 259H150ZM184 264H189L188 259H185V260H184Z\"/></svg>",
    "mask_w": 264,
    "mask_h": 264
}]
</instances>
